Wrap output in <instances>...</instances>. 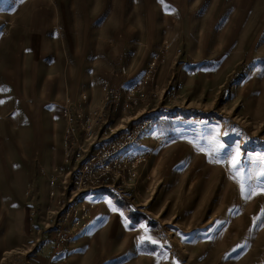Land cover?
I'll list each match as a JSON object with an SVG mask.
<instances>
[{"label": "rangeland", "instance_id": "1", "mask_svg": "<svg viewBox=\"0 0 264 264\" xmlns=\"http://www.w3.org/2000/svg\"><path fill=\"white\" fill-rule=\"evenodd\" d=\"M0 101V264H264V0H4Z\"/></svg>", "mask_w": 264, "mask_h": 264}, {"label": "snow or ice", "instance_id": "2", "mask_svg": "<svg viewBox=\"0 0 264 264\" xmlns=\"http://www.w3.org/2000/svg\"><path fill=\"white\" fill-rule=\"evenodd\" d=\"M3 2H4V0H0V4H2ZM160 2L163 3L164 0H160ZM170 11H175V9H170ZM0 103H3V101H0ZM220 147L225 148L226 145H221ZM217 162H219V160H217ZM242 164H243V158L241 156V151H240L239 147H237L234 150V153L231 154V168L234 171H238L241 176L243 175ZM260 175L262 177H264V170L261 171ZM241 191L242 192L244 191V185L243 184H241ZM238 247H240V246H238ZM235 250L236 249H233V251H235Z\"/></svg>", "mask_w": 264, "mask_h": 264}, {"label": "built area", "instance_id": "3", "mask_svg": "<svg viewBox=\"0 0 264 264\" xmlns=\"http://www.w3.org/2000/svg\"><path fill=\"white\" fill-rule=\"evenodd\" d=\"M159 61H163V56H161V55H158L157 56V60L156 59H153V60H151L150 62H149V65H148V72L149 71H151L152 69H154L155 68V66L157 65V63L159 62ZM106 85V83H104V87H105V89H106V91L108 92V94H109V92H111L112 90L111 89H107V87L105 86ZM114 96H116V93H114ZM103 160H106V159H103ZM107 166V165H106ZM101 181H103L104 179H103V177H110V175H108V171H103L102 173H101ZM49 193L50 194H52V192H50L49 191Z\"/></svg>", "mask_w": 264, "mask_h": 264}]
</instances>
